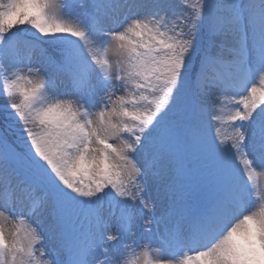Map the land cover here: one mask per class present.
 I'll list each match as a JSON object with an SVG mask.
<instances>
[{
    "label": "rangeland",
    "instance_id": "obj_1",
    "mask_svg": "<svg viewBox=\"0 0 264 264\" xmlns=\"http://www.w3.org/2000/svg\"><path fill=\"white\" fill-rule=\"evenodd\" d=\"M12 1L0 0L9 28L34 35L41 17L40 33L52 32V40L22 32L0 43V93L12 104L25 91L37 109L60 118V135L45 140L38 155L50 175L102 176L122 207L117 217L93 211L99 234L73 246L47 175L22 155L15 153L20 170L0 158V251L7 264H255L257 254L264 263V39L254 23L264 22V0H237L239 31L210 28L209 55L249 72L238 90L220 95L227 102L219 104L215 132L201 137L214 163L197 166L205 184L213 180L219 204L190 218L187 200L196 198L185 172L169 162L172 151L155 148L154 118L164 103L162 78H155L173 72L151 51L195 46L202 18L217 19L212 0L207 14L198 2L192 8L194 0ZM28 5L31 11L19 13ZM64 37L78 40L66 68L31 45L56 46Z\"/></svg>",
    "mask_w": 264,
    "mask_h": 264
},
{
    "label": "trees",
    "instance_id": "obj_2",
    "mask_svg": "<svg viewBox=\"0 0 264 264\" xmlns=\"http://www.w3.org/2000/svg\"><path fill=\"white\" fill-rule=\"evenodd\" d=\"M194 1V7L192 8L197 9L198 2L202 5L201 8L205 10L204 13L207 14L206 11L210 10L207 3L208 0ZM212 4L214 5L212 9L215 10L212 14L217 16V19L214 18L208 21L204 16L203 21L202 18L203 25L199 30L202 34H200L199 42L195 46L189 45L180 48L165 46L162 49L151 51L152 56H154L153 53L155 55L158 54L157 62H166L170 66L168 71L173 72L166 74L167 71H163L162 77L155 78L156 80L162 78L163 81L160 99L164 103L160 107L159 112L161 115L168 117V123L164 125V129L167 133L170 132V139H174L173 136L182 138L185 134L189 136L196 132V130H193V126L187 127L186 122L180 125L176 117H174L176 116L175 113L183 114L187 109L190 111L191 100L195 101L194 103L197 105L196 114L203 112L204 117L214 116L217 113L219 104H222L223 99L220 95L224 93V76L231 74L244 79L242 74L246 72L245 65L232 63L225 59L224 56L222 57V54H220L221 57L209 55L212 44L209 34L210 28H216L226 34L239 31L242 23L239 3L236 0H212ZM30 7L28 5L26 8L19 10V13H28L26 10L31 11ZM195 9L193 10L194 12L196 11ZM261 13L264 15V11ZM39 22L41 24V19H39ZM8 24L6 20L0 19V43L2 42L3 45L15 38L20 39L19 35L23 32L15 29V27L9 28ZM40 24H36L33 28L34 35L23 32V35H25L23 37L26 39H32L31 36L42 37V35L49 37L52 32L40 33ZM262 25L264 27V22ZM55 35H53V38ZM50 40H52L51 35ZM43 49L52 59L59 63L62 62L63 59L60 58L62 55L56 54L62 48L52 44L51 47ZM153 67H150L149 71ZM145 80V82H149L146 78ZM27 98L28 95L24 94V96L19 97L10 104L6 100L5 93H0V145L8 148L7 155L11 157L10 162L14 167H17L18 164V160L14 159V157L16 158V154H19L35 169L46 171L38 155L45 149V140L60 135V118L55 115L49 118L46 108L43 111L37 109L33 105L34 102H28ZM177 99L182 101V106L175 108L172 104ZM49 182L50 190H52L61 212L70 211L76 213L80 210L82 204H86L85 209L92 203L105 206L103 199L100 197V194L104 193V183L100 177L93 174L85 176L80 172L76 174L75 172H70L62 178L50 179Z\"/></svg>",
    "mask_w": 264,
    "mask_h": 264
}]
</instances>
